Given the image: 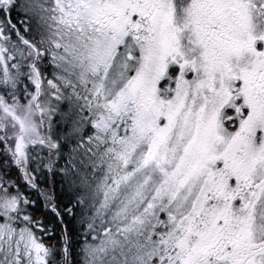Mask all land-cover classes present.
Returning <instances> with one entry per match:
<instances>
[{
  "label": "snow or ice",
  "instance_id": "obj_1",
  "mask_svg": "<svg viewBox=\"0 0 264 264\" xmlns=\"http://www.w3.org/2000/svg\"><path fill=\"white\" fill-rule=\"evenodd\" d=\"M0 264H264V0H0Z\"/></svg>",
  "mask_w": 264,
  "mask_h": 264
},
{
  "label": "flooded vegetation",
  "instance_id": "obj_2",
  "mask_svg": "<svg viewBox=\"0 0 264 264\" xmlns=\"http://www.w3.org/2000/svg\"><path fill=\"white\" fill-rule=\"evenodd\" d=\"M56 191H57V194H58V192H59L58 186H57ZM63 199H65V197H64ZM63 199H62V200H63ZM35 211H36V214H37L38 216L43 215V214H44V209H43V207H42V204H41L39 207H37V208L35 209Z\"/></svg>",
  "mask_w": 264,
  "mask_h": 264
},
{
  "label": "trees",
  "instance_id": "obj_3",
  "mask_svg": "<svg viewBox=\"0 0 264 264\" xmlns=\"http://www.w3.org/2000/svg\"><path fill=\"white\" fill-rule=\"evenodd\" d=\"M58 189H59V187H58ZM58 196L60 197V199H63V198H64V195H63V193H61L60 190H59V192H58Z\"/></svg>",
  "mask_w": 264,
  "mask_h": 264
},
{
  "label": "rangeland",
  "instance_id": "obj_4",
  "mask_svg": "<svg viewBox=\"0 0 264 264\" xmlns=\"http://www.w3.org/2000/svg\"><path fill=\"white\" fill-rule=\"evenodd\" d=\"M60 190V189H59Z\"/></svg>",
  "mask_w": 264,
  "mask_h": 264
}]
</instances>
